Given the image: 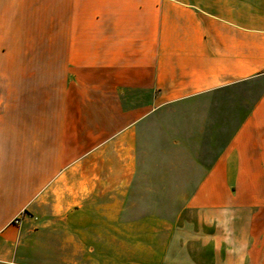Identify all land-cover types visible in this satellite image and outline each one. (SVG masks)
Masks as SVG:
<instances>
[{
    "label": "crops",
    "instance_id": "crops-1",
    "mask_svg": "<svg viewBox=\"0 0 264 264\" xmlns=\"http://www.w3.org/2000/svg\"><path fill=\"white\" fill-rule=\"evenodd\" d=\"M0 81V264L119 241L150 177L159 264H264V0H0Z\"/></svg>",
    "mask_w": 264,
    "mask_h": 264
},
{
    "label": "rangeland",
    "instance_id": "rangeland-1",
    "mask_svg": "<svg viewBox=\"0 0 264 264\" xmlns=\"http://www.w3.org/2000/svg\"><path fill=\"white\" fill-rule=\"evenodd\" d=\"M0 105H2V81H0ZM156 167V166H155ZM166 182V185L175 183L174 178H158L150 177L147 179H139L134 182L135 189H127V179H118L119 186V241L111 242L101 240V236L95 234L76 237V241L69 243L66 251L69 257L64 259L65 264H159L161 255L165 246V242H158L159 233L168 234L170 225L166 228L163 225H158V211L155 206L159 202V194L153 192L156 186ZM150 185V192L143 193V186ZM168 202L173 201V194L165 195ZM150 199V209L144 208L143 201ZM105 199L92 197L86 204V212L90 217H94L99 202H104ZM148 210V211H147ZM150 213V225H143L137 220L143 214ZM161 214L170 216L172 211L167 213L161 210ZM84 215L76 216L77 220ZM82 221V220H81ZM129 222V223H127ZM92 230L95 228L91 226ZM110 230V226L107 227ZM146 234L149 241L137 240ZM144 234V235H145ZM149 235V236H148ZM135 238L134 241L130 240Z\"/></svg>",
    "mask_w": 264,
    "mask_h": 264
},
{
    "label": "clouds",
    "instance_id": "clouds-1",
    "mask_svg": "<svg viewBox=\"0 0 264 264\" xmlns=\"http://www.w3.org/2000/svg\"><path fill=\"white\" fill-rule=\"evenodd\" d=\"M235 210L231 207H224L219 210V215L229 221V229L231 230V221L235 218ZM247 247V242L245 240H240L238 251L242 254L244 249Z\"/></svg>",
    "mask_w": 264,
    "mask_h": 264
},
{
    "label": "built area",
    "instance_id": "built-area-1",
    "mask_svg": "<svg viewBox=\"0 0 264 264\" xmlns=\"http://www.w3.org/2000/svg\"><path fill=\"white\" fill-rule=\"evenodd\" d=\"M20 221H21V219H20V218H18V219H16V220H15V223H16V224H19V223H20Z\"/></svg>",
    "mask_w": 264,
    "mask_h": 264
}]
</instances>
